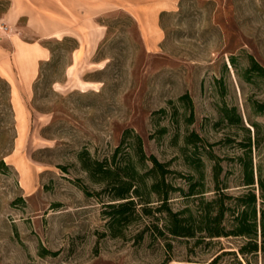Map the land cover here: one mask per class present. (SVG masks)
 <instances>
[{
	"label": "rangeland",
	"instance_id": "1",
	"mask_svg": "<svg viewBox=\"0 0 264 264\" xmlns=\"http://www.w3.org/2000/svg\"><path fill=\"white\" fill-rule=\"evenodd\" d=\"M175 2L111 0L113 9L97 17L105 31L98 44H79L74 30L43 39L51 54L29 81L1 44L0 264H264L259 229L255 238L199 229L180 236L156 212L160 233L152 215L113 233L104 184L83 168L82 158H110L117 147L116 160L126 157L137 134L146 154L172 170L171 208L197 216L199 197L185 195L187 176L194 174L205 198L213 196L212 150L228 195L226 230L241 209L235 198L249 190L247 159L258 212L264 208V111L257 109L264 70L253 67L264 68V0ZM87 28L80 34L88 36ZM10 61L9 75L2 64ZM191 131L202 138L196 148L184 142ZM249 242L257 248L243 249Z\"/></svg>",
	"mask_w": 264,
	"mask_h": 264
},
{
	"label": "trees",
	"instance_id": "2",
	"mask_svg": "<svg viewBox=\"0 0 264 264\" xmlns=\"http://www.w3.org/2000/svg\"><path fill=\"white\" fill-rule=\"evenodd\" d=\"M253 67L257 70H264L259 64L254 62ZM188 98L184 95L181 99ZM259 111H264V104H257ZM231 119L240 121V116H235ZM192 119L190 114L189 121ZM129 130L125 131L128 134ZM197 141H202V138L197 132L191 131L184 136L186 144H193L197 147ZM206 145V144H205ZM208 145V144H207ZM246 144V146H248ZM119 147H117L110 158L106 157L103 160L88 161L82 158L83 168L88 172L89 177L95 182L104 184L103 190L106 192L109 201L106 202L104 213L107 215V224L113 233L117 232V226L128 224L131 221L141 218L142 216H151V224L153 228L160 233L161 228H158V219L161 216L156 212H164L165 222L164 227L168 232L180 236H192L195 229L204 230L207 236H224V235H243L250 238H255L258 229L264 235V208L257 209L256 192L251 189L254 183L252 172V160L247 159L242 165L243 181L248 185V192L242 196L235 198V206L241 207L232 220L234 226L231 230H226L222 224L225 212L228 209L225 206L224 198L228 195L224 194L220 180L222 165L220 157L212 152L207 151V155L213 160L211 165L212 181L214 184L213 196L209 199L205 198V190L199 188L196 181H193L194 174H189L187 180L189 187L185 195H196L199 200L200 212L194 216L189 212L188 208L182 210H173L170 206V194L174 187L167 181V175L172 170L166 168V163L161 162L153 154H146L143 149V143L139 135H135V143L129 151L126 152V157L116 160ZM249 151V150H248ZM248 153V152H246ZM188 159V158H187ZM199 176L203 175L197 166L193 167ZM262 185V183H261ZM203 186V184H202ZM184 192L183 188H178ZM89 193L87 190H85ZM157 198L156 204L152 198ZM185 211L188 214L182 215ZM249 250L257 248V242L251 243L243 247Z\"/></svg>",
	"mask_w": 264,
	"mask_h": 264
},
{
	"label": "crops",
	"instance_id": "3",
	"mask_svg": "<svg viewBox=\"0 0 264 264\" xmlns=\"http://www.w3.org/2000/svg\"><path fill=\"white\" fill-rule=\"evenodd\" d=\"M110 1L0 0V48H3L1 44H7L6 50L16 61V70L19 69L18 64H22L20 75L29 81L36 75L38 62L51 54L43 45V39L59 38L74 30L79 33V44H98L105 31L97 17L113 9L109 6ZM162 1L168 2L171 8L176 4V0ZM157 9L159 11L162 7ZM21 19L24 20L23 25L19 23ZM83 24L88 26V36L81 35ZM27 33L35 37L28 40L23 35ZM9 63L7 66L4 62L2 67L10 75L13 66L12 61Z\"/></svg>",
	"mask_w": 264,
	"mask_h": 264
}]
</instances>
